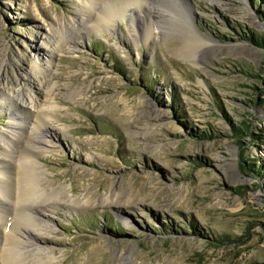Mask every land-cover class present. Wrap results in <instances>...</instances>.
<instances>
[{
  "label": "rangeland",
  "instance_id": "rangeland-1",
  "mask_svg": "<svg viewBox=\"0 0 264 264\" xmlns=\"http://www.w3.org/2000/svg\"><path fill=\"white\" fill-rule=\"evenodd\" d=\"M99 1L0 0V133L44 109L54 132L22 142L60 193L41 250L53 264H264V47L250 42L264 0H139L97 29ZM28 83L41 94L25 117Z\"/></svg>",
  "mask_w": 264,
  "mask_h": 264
},
{
  "label": "bare ground",
  "instance_id": "bare-ground-1",
  "mask_svg": "<svg viewBox=\"0 0 264 264\" xmlns=\"http://www.w3.org/2000/svg\"><path fill=\"white\" fill-rule=\"evenodd\" d=\"M98 1L91 0L90 6L92 9ZM99 2L103 6L100 11L102 14L100 17L98 16L94 28L104 29L112 22L123 21L127 16H124L125 12L130 7L138 4L139 0H100ZM87 13L90 14L89 10ZM157 14L159 20L165 16L160 12H157ZM152 34L158 36L157 33L152 32ZM200 38L207 41V38L203 36ZM192 47L193 44L191 43L184 45L182 49L183 56H189ZM36 49L38 50V48ZM50 57L46 59L48 64L50 63ZM39 66V63H35V68L39 69ZM24 76L27 80L29 79L27 75ZM2 86L3 81L0 80V88ZM30 88L28 83L25 97L22 95L23 87L20 89L21 94L19 92V95L15 98L2 93V95L5 94L4 98L10 102L8 106H13V108L14 105H18L17 101L22 95L23 98L19 99V107H21L25 117L29 113L28 106L33 107L34 110L39 109L36 104L41 91L38 89L37 92L34 91L30 95L27 93L28 90L31 91ZM37 112L47 118L50 114L47 109H44V112ZM20 114L22 116V113ZM25 117L24 119H26ZM43 117L36 115L34 120L28 122L27 119L22 121V118L21 123L17 122L20 117L17 121L14 117H11L10 132L0 133V264H53V251L44 252V250H41L42 247L40 248V245L47 243L45 237L43 238L40 235V230L44 231V227H47L46 222L48 219L43 214L42 210H45V208L42 206L51 200L58 199L60 193L55 192V190H50L49 193L47 190L49 183L44 182L43 179L48 177L34 160V156L39 154L37 152L38 148L32 149L29 147L34 152L28 153L22 144L24 139L28 142V146L32 142L46 143V134L51 132L50 136H53V129L47 126L45 121L42 120ZM38 134L40 136L36 139ZM73 201L71 202L77 203ZM37 256L39 262H32L31 259L33 258L30 257Z\"/></svg>",
  "mask_w": 264,
  "mask_h": 264
},
{
  "label": "trees",
  "instance_id": "trees-1",
  "mask_svg": "<svg viewBox=\"0 0 264 264\" xmlns=\"http://www.w3.org/2000/svg\"><path fill=\"white\" fill-rule=\"evenodd\" d=\"M250 42L252 43V44H254V45H256V46H258V47H264V40L263 39H256V38H253V37H251L250 38ZM263 102V101H262ZM202 139H203V137H201ZM249 171L250 172H252L253 171V167H251L252 166V164H250L249 163ZM252 168V169H251ZM247 169H248V167H247ZM261 170V169H260ZM197 233H199L198 231H196Z\"/></svg>",
  "mask_w": 264,
  "mask_h": 264
}]
</instances>
